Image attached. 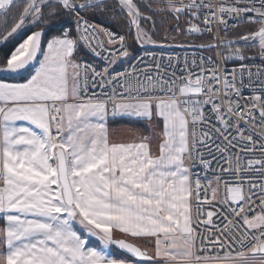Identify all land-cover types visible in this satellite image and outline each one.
I'll use <instances>...</instances> for the list:
<instances>
[{"label": "snow or ice", "instance_id": "1", "mask_svg": "<svg viewBox=\"0 0 264 264\" xmlns=\"http://www.w3.org/2000/svg\"><path fill=\"white\" fill-rule=\"evenodd\" d=\"M148 13L177 29L190 16L184 34L210 35L195 46L216 59L164 64L153 54L115 72L128 37L168 38ZM97 15L123 17L127 35L93 23ZM66 17L75 30L45 39ZM29 26L39 30L0 53V72L39 65L26 82H0V264H264V0H0V45ZM81 42L108 66L77 63ZM89 82L111 93L89 95ZM109 115L160 130L114 142ZM196 167L216 187L201 185ZM218 188L223 227L204 211ZM112 246L127 255H110Z\"/></svg>", "mask_w": 264, "mask_h": 264}, {"label": "built area", "instance_id": "2", "mask_svg": "<svg viewBox=\"0 0 264 264\" xmlns=\"http://www.w3.org/2000/svg\"><path fill=\"white\" fill-rule=\"evenodd\" d=\"M182 17H186L187 20L190 19V16H182ZM193 22H197V21H193ZM229 22L232 23L231 20ZM71 23H73V20H71ZM74 26H75V24H74ZM200 26L203 27V24H201ZM102 27H105V26H102ZM105 28L112 31V29L109 27H105ZM64 30H71L70 31V34H71L75 30V28L73 30V28L71 26H69V27H66ZM215 31H216V29L213 30V32H215ZM220 31H221V35H223V30L221 29ZM116 33L121 34L118 32H116ZM207 36H210V35H207ZM230 36H229V38L231 39L232 37H230ZM104 39L106 42L107 38L104 37ZM198 44H201V43L187 42V43L180 44V45H176L172 42H160L156 45L138 44L139 50L137 52H135V54L130 51V47H129L128 50L130 52V56L126 57V58H121L122 62H121V60H117L116 63L112 66V68L115 70V72L132 71V68L135 66H139V68H143L144 64H142L141 61H144V62L150 61L152 59L153 54L157 58L158 61L161 60V58H162V62L164 64H167V60L169 57H173V58L180 57L181 59H183L184 57H187L189 60H191L193 58H197L200 56H206V57H211L213 60L216 59V56L213 52L202 49V48H198L195 46ZM148 46H162V47L161 48H149ZM179 46H182L183 48H179ZM258 52H259V50H257L252 55H257ZM75 57H76L78 63L84 62L86 64H90L94 68H96L97 71L102 70L103 68L108 66V60H106L104 58V56H96L88 47L83 46L82 42H81V47L78 48V58H77L76 54H75ZM245 63L253 64V65H261L262 61H261V59L256 58V59L247 60V61H245ZM182 67H183L182 64L175 65V69H177L176 70L177 77H179L181 75V73L178 69L182 68ZM225 67L227 69L231 70L232 68L237 67V65L232 63L231 61H229L225 64ZM171 71H173V69H169V72H171ZM102 91L104 93L110 94L111 93V87L108 85H105L104 89L102 90L98 83L96 84L95 87H92L91 82H89V86L87 89V92L89 95H92L93 93L100 94ZM253 94H258V93H254V90L250 91L248 89H245L243 92V95L245 97H250ZM194 171L200 175L201 185H205L207 183V181H209V180H214L213 174L211 172H209L207 174V178H205V174L203 173L201 168L196 167L194 169ZM208 195H209V198H211V191L210 190H209ZM223 196H224V193H223V191L220 190L219 199H218L219 203H215L214 201H212L211 205L205 204V206H204L205 212H207V211L216 212V215H214L212 219H213L214 223L216 225H219L220 227H223V223L225 222L223 220V216L226 215V212H225L226 205L221 203V199L223 198ZM201 197H203V192L201 193ZM204 218H206V216ZM208 227H211V225H209ZM207 255H214V253L210 252Z\"/></svg>", "mask_w": 264, "mask_h": 264}, {"label": "trees", "instance_id": "3", "mask_svg": "<svg viewBox=\"0 0 264 264\" xmlns=\"http://www.w3.org/2000/svg\"><path fill=\"white\" fill-rule=\"evenodd\" d=\"M81 14L83 15V13ZM184 19H186V17H182V16L180 17L179 25L183 22ZM71 20H73L72 17H66L63 25L58 26L53 32H49L48 36L45 37V39L51 38L52 35H59L61 32V29L64 30L66 27H69V26H71L74 30L75 26L73 23H71ZM165 20H167L168 23L164 27L160 28V33H161V36L167 33L168 38L161 40V42H172L176 45H180V44H184L187 42L206 43L211 39V37L207 35L203 36L202 38L197 37L196 39L191 38V37L188 38V36H184L182 34L183 32L179 29L180 27L178 29L176 28L177 21L175 19H173L170 16H167ZM92 22L99 24L101 26L109 27L114 32H118V33L126 35L125 34L126 31H124L125 30L124 25H119L118 23L110 22L107 16L97 15L95 18L92 19ZM37 30H38L37 28L32 27V28L27 29L24 32H21L19 36H16L15 38L10 39L7 42V44H5L2 48H0V53H10L11 51L15 49V47L19 45V43L23 42V40L26 39L28 35H30L33 31H37ZM179 30L181 31L182 36L176 37L178 35ZM156 39H160V37ZM135 42L136 41H134L133 39L131 41L128 39V44H129L130 49L137 48V46H135L136 45ZM32 74H33L32 69H29L20 75H1L0 74V81L10 82V83H23V82H26L28 79H30ZM115 123H117V125L132 124V123H134L137 126L141 125L138 122H130L128 120L116 121ZM112 248H114L116 251V254H117L115 255L116 257H122V256L127 255L123 253L122 251L118 250L117 248H115L114 246H112Z\"/></svg>", "mask_w": 264, "mask_h": 264}, {"label": "rangeland", "instance_id": "4", "mask_svg": "<svg viewBox=\"0 0 264 264\" xmlns=\"http://www.w3.org/2000/svg\"><path fill=\"white\" fill-rule=\"evenodd\" d=\"M134 2H136V0H134ZM153 7H158V6L157 5H153ZM148 15H152V20L156 22V30L159 31V32H160V28L164 27L168 23V21H167L166 24L164 23V21L167 18V16L154 15L152 13H148ZM107 17H108V20H110V22L118 23L119 25H124V28H125L124 31H126L125 34L127 35V22H126V20H124L123 17H117L116 19H113V17H111V16H107ZM186 20L187 19H184L183 22L180 24V28L179 29L183 32L182 34L184 36H188V38L191 37V38H195L196 39L197 37H200L199 35H196V34H193V35H185L184 34L186 32L187 28H188V24L186 23ZM141 26L145 27V28H150L151 24L150 23L145 24L144 21H141ZM32 27L33 26H29L24 31H26L27 29L32 28ZM180 30H179L178 35L176 37L182 36ZM133 32H134V29H133ZM19 35L20 34H18L17 36H19ZM156 38H159V37H154V39H156ZM128 39L130 41L132 40L131 37H128ZM135 46H137V48L130 49V51L132 53H134V54H135V52H137L139 50L137 43H136ZM257 50H259L258 46L257 47H252V48H245V51L249 52L251 55L254 54ZM76 61H77V59H76ZM77 63H78V61H77ZM34 65H36V64H34ZM69 87H71V81L69 82ZM110 119H112L111 116H109L108 119H107V128H108V122H109ZM127 120L130 121V122H140V120L139 121L129 120V119H127ZM141 122H144V121L141 120ZM145 122H147V121H145ZM149 129H152V130H155V131H159L160 130L159 128H157L155 123L149 125L148 122H147V123H144V126H141V125L137 126L134 123H132V124H123L122 126L118 127L117 129H108V131L112 130V133H110V131H109V137L112 136L113 131H114L115 134L117 136H119L120 138H126V137L135 138V135H137V134L138 135H149L150 134ZM211 181H212L211 187H216L215 180H211ZM219 192H220V189L218 188L217 189V198L215 200H213L215 203H219V200H218L219 199ZM76 227H77V230H79V226H76ZM135 242L138 243V244H143V242L141 240H137ZM87 246L97 247V248L100 247L98 240L96 238H94V237H89L88 238V245ZM145 247H147V246H145ZM108 252H109L110 255H112L114 257H116L115 255H117L115 249L112 248V247L108 250Z\"/></svg>", "mask_w": 264, "mask_h": 264}, {"label": "crops", "instance_id": "5", "mask_svg": "<svg viewBox=\"0 0 264 264\" xmlns=\"http://www.w3.org/2000/svg\"><path fill=\"white\" fill-rule=\"evenodd\" d=\"M73 58L76 59L75 53H74ZM38 66H39L38 64L29 66V68L26 69V70H23L22 73H24L25 71H27L29 69H32L33 70V74H34L35 68L38 67ZM22 73L0 72L1 75H20ZM0 82H5V81H0ZM8 83H10V82H8ZM127 119H129V120H135V121H139L140 120V122H141V120L144 121V122H141V123L138 122V123L141 124V126H144V123H147V122H145V120H143L141 118L130 117V116H123V115H117L115 117H112V119L109 120V122H108V129H117L118 127L122 126L123 124L117 125V123H115V122L116 121H124V120H127ZM109 131H110V133H112V130H109ZM109 138H110L111 141H114V142H132L135 139V138H130V137L120 138L119 136H117L115 134L114 131H113L112 136H110ZM4 223L5 222L2 219H0V227H3L4 226ZM121 238H127V237H121ZM3 251H4V248L3 247H0V253H2Z\"/></svg>", "mask_w": 264, "mask_h": 264}, {"label": "water", "instance_id": "6", "mask_svg": "<svg viewBox=\"0 0 264 264\" xmlns=\"http://www.w3.org/2000/svg\"><path fill=\"white\" fill-rule=\"evenodd\" d=\"M138 43V42H136ZM140 44V43H138ZM4 45H0V48H2ZM149 48H161L162 46H148ZM179 48H183L182 46H179ZM115 248H117L118 250L122 251L123 253H125L123 250L119 249L117 246H114ZM126 254V253H125Z\"/></svg>", "mask_w": 264, "mask_h": 264}]
</instances>
